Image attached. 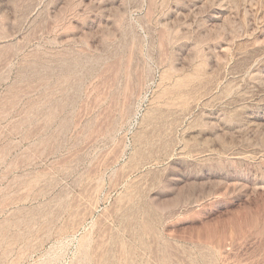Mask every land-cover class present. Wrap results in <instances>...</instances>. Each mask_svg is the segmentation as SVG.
Instances as JSON below:
<instances>
[{
    "label": "rangeland",
    "instance_id": "rangeland-1",
    "mask_svg": "<svg viewBox=\"0 0 264 264\" xmlns=\"http://www.w3.org/2000/svg\"><path fill=\"white\" fill-rule=\"evenodd\" d=\"M0 264H264V0H0Z\"/></svg>",
    "mask_w": 264,
    "mask_h": 264
}]
</instances>
